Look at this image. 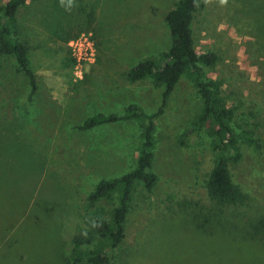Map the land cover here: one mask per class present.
<instances>
[{"label": "rangeland", "instance_id": "rangeland-1", "mask_svg": "<svg viewBox=\"0 0 264 264\" xmlns=\"http://www.w3.org/2000/svg\"><path fill=\"white\" fill-rule=\"evenodd\" d=\"M8 0H0V6ZM178 0H27L16 12L37 90L12 56H0V264H81L70 257L97 245L118 192L88 199L102 180L135 168L141 127L122 121L81 130L96 114H123L135 104L147 115L164 85L130 83L139 63L171 46L165 18ZM194 48L217 61L204 78L221 83L234 126L260 139L261 152L239 145L228 163L241 203L218 205L206 184L216 153L210 125L193 146L180 141L202 100L182 75L156 119L150 192L137 183L124 237L110 264H264V0H197ZM93 35L95 61L74 74L71 38Z\"/></svg>", "mask_w": 264, "mask_h": 264}, {"label": "trees", "instance_id": "trees-1", "mask_svg": "<svg viewBox=\"0 0 264 264\" xmlns=\"http://www.w3.org/2000/svg\"><path fill=\"white\" fill-rule=\"evenodd\" d=\"M26 1L8 0L0 6V56L14 58L19 71L28 79V98L32 99L37 90L35 75L29 68L27 50L18 39L16 25V12ZM197 7V0H178L165 18L171 36L169 50L161 53L157 58L139 63L126 75L130 83L150 79L157 86L164 85L159 109L147 115L140 107L132 104L126 107L121 115L96 114L87 118L79 127L81 130H90L102 125L133 120L140 123L141 134L135 168L119 178L100 181L89 194L88 199L95 202L117 191V206L113 209L110 220L101 225L95 248L84 250L81 239L73 241L70 257L74 263L110 264L108 253L118 247L124 237V222L136 184L140 183L147 192H150L156 184L157 176L150 171L156 119L162 115L167 98L184 74L189 77L200 95L202 110L190 123L180 144L195 145L199 130L209 124L216 160L206 184L207 195L211 201L221 206L241 203L244 200V195L232 182L228 163L240 158L239 145L253 147L261 152L262 144L251 131L238 130L234 126L232 110L227 108L219 97L221 83L204 78L202 67L213 66L217 57L212 52L198 53L194 48L192 22Z\"/></svg>", "mask_w": 264, "mask_h": 264}, {"label": "built area", "instance_id": "built-area-1", "mask_svg": "<svg viewBox=\"0 0 264 264\" xmlns=\"http://www.w3.org/2000/svg\"><path fill=\"white\" fill-rule=\"evenodd\" d=\"M67 46L73 59L74 74L79 76L84 66L95 61L96 49L93 35L90 32H82L71 38Z\"/></svg>", "mask_w": 264, "mask_h": 264}, {"label": "clouds", "instance_id": "clouds-1", "mask_svg": "<svg viewBox=\"0 0 264 264\" xmlns=\"http://www.w3.org/2000/svg\"><path fill=\"white\" fill-rule=\"evenodd\" d=\"M227 2V0H221V3H226Z\"/></svg>", "mask_w": 264, "mask_h": 264}]
</instances>
